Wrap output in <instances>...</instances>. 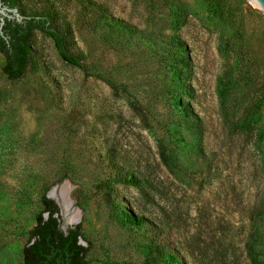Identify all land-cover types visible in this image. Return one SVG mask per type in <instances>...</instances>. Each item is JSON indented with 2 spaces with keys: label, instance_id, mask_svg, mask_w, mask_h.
<instances>
[{
  "label": "rangeland",
  "instance_id": "374dc122",
  "mask_svg": "<svg viewBox=\"0 0 264 264\" xmlns=\"http://www.w3.org/2000/svg\"><path fill=\"white\" fill-rule=\"evenodd\" d=\"M17 1L69 31L68 53L104 80L37 31L22 79L6 78L0 55V264H22L40 196L56 185L89 264H208L216 253L227 257L218 264H247L256 202L264 262V15L251 1ZM152 241L172 258L150 257Z\"/></svg>",
  "mask_w": 264,
  "mask_h": 264
},
{
  "label": "trees",
  "instance_id": "16d2710c",
  "mask_svg": "<svg viewBox=\"0 0 264 264\" xmlns=\"http://www.w3.org/2000/svg\"><path fill=\"white\" fill-rule=\"evenodd\" d=\"M1 2L4 6L17 9L22 16L21 22L4 18L2 26L0 54L4 59L2 73L7 79L15 81L24 77L31 61L30 38L32 33L37 31L52 41L57 55L66 64L80 69L85 77L104 80L101 73L88 68L80 57L68 53L66 45L70 32H63L55 27L48 14L24 16L17 0H1ZM100 13L103 11L101 10ZM177 45L180 46V43L177 42ZM176 61L181 64L184 70L190 67V60L187 57L178 55ZM187 117L189 128L197 136V148L202 160L212 166L214 158L208 157L202 145L203 127L201 121L191 111H187ZM159 157L163 166L169 172H173V163L163 150L159 152ZM46 191L48 189L40 196V209L34 217V225L27 232V240L21 252L22 264H89L86 260L89 248L80 243V225L65 231L61 230L59 209L53 200L47 198ZM160 245L159 242L152 241L148 248L149 256L152 257V254H155L160 258L171 259L172 256ZM243 252L247 264H264L257 260V202L248 212ZM200 253L202 257L208 256V250L200 251ZM226 258V256L219 257L216 253L211 255L208 264H212L215 260L216 264L220 261L225 263Z\"/></svg>",
  "mask_w": 264,
  "mask_h": 264
},
{
  "label": "water",
  "instance_id": "95a60500",
  "mask_svg": "<svg viewBox=\"0 0 264 264\" xmlns=\"http://www.w3.org/2000/svg\"><path fill=\"white\" fill-rule=\"evenodd\" d=\"M250 1L253 4V6L262 15H264V0H250ZM4 18L15 19L17 22H21V20H22V16L18 13L17 9H11V8H8L7 6H4L0 0V35L1 36H3L2 26L4 25ZM57 186L58 185H56L55 187H53L52 189L49 190V192L47 194V198L53 200L50 195H51V192L55 193ZM54 203L57 205V207L59 209V215L64 216L62 223H60V229L65 231L68 228L74 227L73 225L77 221H75V222L69 221V217H70L71 212H69L68 210L65 211L64 208L61 207L56 201H54Z\"/></svg>",
  "mask_w": 264,
  "mask_h": 264
},
{
  "label": "bare ground",
  "instance_id": "6f19581e",
  "mask_svg": "<svg viewBox=\"0 0 264 264\" xmlns=\"http://www.w3.org/2000/svg\"><path fill=\"white\" fill-rule=\"evenodd\" d=\"M51 198L56 201L61 207L64 208V210L72 209V203L68 198V190L66 186L64 187H58L56 188L55 193L51 192ZM78 220V213H75L72 215V217L69 219L71 222H75Z\"/></svg>",
  "mask_w": 264,
  "mask_h": 264
},
{
  "label": "flooded vegetation",
  "instance_id": "af4514ba",
  "mask_svg": "<svg viewBox=\"0 0 264 264\" xmlns=\"http://www.w3.org/2000/svg\"><path fill=\"white\" fill-rule=\"evenodd\" d=\"M9 8V7H8ZM1 55V54H0Z\"/></svg>",
  "mask_w": 264,
  "mask_h": 264
}]
</instances>
